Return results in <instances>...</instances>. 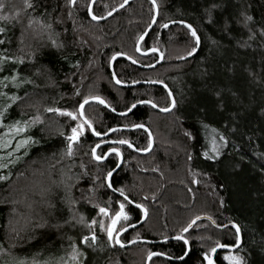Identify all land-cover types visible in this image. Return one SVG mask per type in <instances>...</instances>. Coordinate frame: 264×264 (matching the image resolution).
<instances>
[{"label":"trees","instance_id":"16d2710c","mask_svg":"<svg viewBox=\"0 0 264 264\" xmlns=\"http://www.w3.org/2000/svg\"><path fill=\"white\" fill-rule=\"evenodd\" d=\"M5 1L0 264L35 257L51 264L74 245L88 250V264H147L153 254L149 264L199 257L240 264L238 256L264 264V0H154L157 17L150 0H132L103 22L90 16L93 0ZM126 1L95 0L92 16L104 18ZM118 55L136 64L121 57L112 65ZM160 55L159 65L143 68ZM112 68L119 83L141 84L118 86ZM148 82L169 88L170 113L150 105L167 110L173 102ZM92 97L111 109L84 108L104 139L79 113ZM77 123L84 131L75 142L69 137ZM137 127L153 134L147 155L128 146H150ZM38 176L50 181L30 189ZM16 197L30 204L14 203ZM119 201L127 205L125 222ZM100 205L113 224L107 233L97 218L92 225ZM143 209L146 221L126 230L142 221ZM14 211L29 223L22 226ZM136 240L152 244L124 247Z\"/></svg>","mask_w":264,"mask_h":264},{"label":"rangeland","instance_id":"374dc122","mask_svg":"<svg viewBox=\"0 0 264 264\" xmlns=\"http://www.w3.org/2000/svg\"><path fill=\"white\" fill-rule=\"evenodd\" d=\"M5 6H6V1L5 0H0V16H2V17H6L7 18V13H9V9H7V10H5L4 8H5ZM92 9V8H91ZM94 98H96V97H94ZM92 99H93V97H92ZM80 109V108H79ZM170 109V108H169ZM168 110V109H167ZM60 111H62V110H60ZM59 110H57V112L59 113V114H62V115H64V116H66L67 115V113H68V115H69V113L71 114V117L73 116V115H75V113L74 112H71V111H64V112H60ZM158 112V111H157ZM64 113V114H63ZM67 115V116H68ZM81 117H82V120H83V122L85 123V124H89L90 126H91V128H90V130L92 129L93 130V127H92V125L90 124V122L85 118V116H84V108H83V110H82V115H80ZM68 117H70V116H68ZM76 117V116H75ZM73 118V117H72ZM28 126V125H27ZM23 130H24V128H22V130H18V131H15L16 133H21V132H23ZM83 131H84V125L83 124H79V123H77V125L75 124V126H74V128L71 130V132H70V137H79V136H81L82 135V133H83ZM95 133V132H94ZM70 137H69V139H70ZM150 147H151V143H150V146H149V148L146 150V151H149L150 150ZM153 148H154V146H153ZM153 150V149H152ZM150 152V151H149ZM110 153V152H109ZM108 156V154L106 155V157ZM121 157H122V155H121ZM96 160H97V162H102V160L103 159H99L98 157H97V154L95 153V157H94ZM119 160L121 161L122 160V163H123V157H122V159L120 158V155H119ZM35 178H37L38 179V181H40V182H31V184H30V189H33V190H40L41 189V187H45V185H46V183L48 182V181H50V180H45V179H43V177L42 176H38V177H35ZM34 178H32V180H33ZM47 179V178H46ZM51 179V178H50ZM32 180H30V181H32ZM45 181V182H44ZM29 189V190H30ZM43 194H45V192L43 193ZM13 202L15 203L16 202V204H21V205H24V204H27V205H29L30 203L29 202H27L25 199H19L18 197H16V198H14L13 199ZM93 203H94V201H93ZM96 203V202H95ZM95 203L93 204V205H95ZM108 204V203H107ZM118 204L122 207V209H123V213H124V216H123V218H122V222H125V220L127 219V216H128V214H127V212H126V209H127V205L124 203V202H121V201H119L118 202ZM109 205V204H108ZM18 206V205H17ZM16 206V207H17ZM105 206H107V205H104V206H97L96 207V209H97V213H96V217L92 220V225H93V227L95 226V220H96V218H97V225H99V227H100V229L102 230V231H106V233L109 231V229L110 228H112L113 227V224L110 222V221H108L107 220V217L105 216L106 214V211L104 210V207ZM109 207V206H108ZM110 208V207H109ZM31 209H32V206H31ZM31 210L29 209L28 210V212H30ZM144 211H145V213H146V215L148 216V213H147V210H145L144 209ZM14 213L16 214L15 216H16V218L18 217V219L20 218V223H21V225L23 226H25L27 223H29V218H30V216H28V217H26L25 219H26V221L25 220H23V219H21V217L22 216H20V214L19 213H17V212H15L14 211ZM143 216H144V212H143ZM72 217L73 218H75L76 216L73 214L72 215ZM147 218V217H146ZM79 220H81V218H79ZM23 221V222H22ZM31 221V220H30ZM130 227V226H129ZM94 229H95V227H94ZM132 229H134V228H132ZM118 231V230H117ZM115 232L114 234H113V238L112 239H115V241L116 240H118L119 239V235H117L118 234V232ZM117 237V238H116ZM118 242V241H117ZM81 244V243H80ZM82 244H84L83 242H82ZM80 246L78 245H74L73 246V248L72 249H70V251H68L67 252V256L63 259V258H59V260H57V261H55V262H53V263H51V264H82V262H86V264H88L89 263V257L88 256H90V254H89V252H88V250L86 251V250H81L80 248H79ZM63 259V260H62ZM152 259V258H151ZM151 259L149 260V257L147 258V263L149 262L150 263V261H151ZM207 262H208V260H206V259H204V258H196L195 260H194V264H207ZM238 262L240 263V264H244V260L242 259V257H240V256H238ZM7 262H4V263H2V264H6ZM148 263V264H149ZM17 264H49L48 263V260H43V262L42 261H39L36 257L35 258H31V259H27V260H19L18 262H17Z\"/></svg>","mask_w":264,"mask_h":264},{"label":"water","instance_id":"95a60500","mask_svg":"<svg viewBox=\"0 0 264 264\" xmlns=\"http://www.w3.org/2000/svg\"><path fill=\"white\" fill-rule=\"evenodd\" d=\"M131 1H132V0H127V1L123 4V6H121L120 8H117L116 10L112 11V12L109 13L106 17L101 18V19H95V18L92 16V12H91V7H92V5H93L94 2H95V0H93V1H92V4H91V7H90V10H89V13H90L91 18H92L94 21L103 22V21H106L107 19L111 18L116 12H118L119 10H121L123 7H125L127 4H129ZM150 1L153 3V5H154V7H155L156 17H157V15H158V7H157V5H156V3H155L154 0H150ZM156 17H155V20H156ZM154 24H155V21H154L153 24L150 26V28L145 32V34H143V36L140 38V41H139L138 47L140 46L141 42H142V41H143V40L149 35V33L151 32V30H152L153 27H154ZM121 57H125V56H124V55H118V56H116V57L113 59V61H112L111 64L113 65L114 61H115L117 58H121ZM125 58H127V57H125ZM127 59H128L131 63L136 64L132 59H130V58H127ZM162 60H163V56L160 55V61H159L156 65L151 66V67H143V68H144V69H153V68H155L157 65H159V64L162 62ZM111 72H112V74H113V80H114V82H115L118 86H120V87L128 88V87L138 86V85L141 84V83H138V84H131V85H124V84H121V83L118 82V80H117V78H116V75H115V72H114L113 68H112V71H111ZM145 84L161 86V87L165 88V89L169 92L170 96L172 97V94L170 93L169 88H168L166 85H164V84L157 83V82H148V83H145ZM90 103H99V104L103 105L105 108L111 110L110 107L107 105V103H106L104 100H102L101 98H93V99H89V100H87V101H85V102L83 103V105H82V107H81V109H80V115H82V110H83V108H85V106H87V105L90 104ZM150 105H151L156 111L161 112V113H163V114H167V113H170V112L174 109V107H175V102H174V100H173L172 107H171L169 110H161V109L157 108L156 105H154V104H152V103H150ZM133 109H134V108H133ZM133 109H132V110H133ZM132 110H131V111H132ZM131 111H130V112H131ZM130 112H129V113H130ZM129 113H127V114H121L120 116H125V115H128ZM88 126L91 128V126H90L89 124H88ZM145 130L148 132V134H150V138H151V147H150V150H149V151H151V150L153 149V138H152V135H151V133L149 132V130H148V129H145ZM91 131H92L93 135H94L97 139H104V138L107 137V136H97V135H95V133L93 132L92 129H91ZM128 146H130L134 151H136L137 153L142 154V155L147 154V153L149 152V151H148V152H138V151H137L132 145L128 144ZM120 158L122 159L121 155H120ZM121 166H122V160L120 161V164H119L118 168H117L115 171H113L112 173L109 174V177H108V180H107V184L109 185V187H110V178H111V176H112V175H113V174H114V173H115V172H116ZM118 195H120V194H118ZM120 196L123 197V198H125L129 203L132 204V202H131L128 198H126V197L123 196V195H120ZM143 212H144V216H143L142 221H141L139 224H136V225H133V226L127 228V230L132 229V228H136V227H138L139 225H141L142 223H144V222L146 221V219H147V218H146L147 215H146L144 209H143ZM139 242L152 244V242H149V241H145V240H136V241H133V242H131L130 244L124 246V247H129V246H131V245H133V244H136V243H139ZM187 245L189 246L188 243H187ZM154 256H156V255H155V254L151 255V256L149 257V260H150L151 258H153ZM148 263H149V262H148ZM148 263H147V264H148Z\"/></svg>","mask_w":264,"mask_h":264},{"label":"bare ground","instance_id":"6f19581e","mask_svg":"<svg viewBox=\"0 0 264 264\" xmlns=\"http://www.w3.org/2000/svg\"><path fill=\"white\" fill-rule=\"evenodd\" d=\"M154 65H156V64H154ZM154 65H152V66H154ZM151 67V66H150ZM171 93V92H170ZM173 100H174V98L172 97V102H173ZM174 102H175V100H174ZM83 105V104H82ZM82 105L80 106V109H81V107H82ZM157 107V106H156ZM172 107V106H171ZM158 108V107H157ZM80 109H79V113H80ZM160 109V108H159ZM162 110V109H161ZM169 110V109H168ZM159 113H161V112H159ZM161 114H163V113H161ZM137 128H144V129H148V128H146V127H137ZM149 130V129H148ZM146 131V130H145ZM92 132V131H91ZM94 132V131H93ZM147 132V131H146ZM149 132L151 133V135H152V138H153V146H154V137H153V134H152V132H151V130H149ZM148 133V132H147ZM149 137H150V134H149ZM79 138L80 137H70V139L72 140V141H75V142H77L78 140H79ZM150 143H151V138H150ZM134 147V146H133ZM135 148V147H134ZM136 149V148H135ZM137 150V149H136ZM138 151V150H137ZM152 151V150H151ZM150 151V152H151ZM136 152V151H135ZM138 152H148V151H138ZM150 152H148L147 154H149ZM95 151H94V157H95ZM137 153V152H136ZM139 154V153H138ZM147 154H144V155H147ZM140 155H142V154H140ZM126 230H127V228H126ZM126 230H123V232H125Z\"/></svg>","mask_w":264,"mask_h":264}]
</instances>
